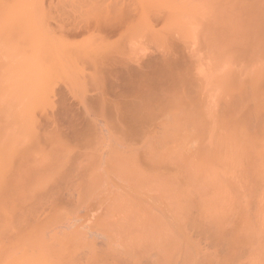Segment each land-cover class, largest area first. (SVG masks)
Listing matches in <instances>:
<instances>
[{"label": "rangeland", "instance_id": "374dc122", "mask_svg": "<svg viewBox=\"0 0 264 264\" xmlns=\"http://www.w3.org/2000/svg\"><path fill=\"white\" fill-rule=\"evenodd\" d=\"M91 3L0 0V264H264V51L235 0ZM100 12L124 34L69 31Z\"/></svg>", "mask_w": 264, "mask_h": 264}, {"label": "bare ground", "instance_id": "6f19581e", "mask_svg": "<svg viewBox=\"0 0 264 264\" xmlns=\"http://www.w3.org/2000/svg\"><path fill=\"white\" fill-rule=\"evenodd\" d=\"M89 2H92L95 5V4H97L99 2V0H98V2L97 1H94V0L93 1L92 0H89ZM231 2H233V1H231ZM87 4L90 5L89 3H87ZM234 4H235L236 9H237L238 18H239V21H240L241 26H242V31L245 32L248 35V37L251 38L250 41H251V44L253 46H255L256 48H258L259 50L264 51V0H235V3ZM99 5H100V3H98V6ZM97 7H96V9H97ZM88 8L90 9L91 7H88ZM98 9H100V7ZM102 10H103V8H102ZM86 11H87V9H86ZM120 11H122V10H119V12ZM83 15H85V13ZM120 15H121V17L120 16H117L116 19L113 18V19L117 20L116 22H113L114 20L112 18H110V16L108 17L107 15H103V14L101 15V12H100V14H96L93 17V21L91 20V22H87L88 21V20L86 21L87 18L84 19L86 22H82V21L80 22V21L71 20V22H68L69 31H71L72 33L74 32V34H75L76 32L77 33L78 32L80 33V31H82L84 29L91 28L92 30H94L96 32L98 31V32L105 33V35H106V33L107 34H110V33H113V32L114 33L115 32H118L119 36H122V34H124V30H123L122 27L123 26L126 27L130 23L127 21V19L129 18V16L126 17V21L123 22L122 18L125 17V15H123V17H122V14H120ZM86 17H88V16H86ZM89 17H90V15H89ZM74 18H75V16H74ZM132 21H133V18H132ZM248 43L250 44L249 41H248ZM162 60L163 59H160V61H162ZM164 61L165 60H163V62ZM167 64L168 63H166V62L163 63L164 66L167 65ZM147 65H149V64H147ZM138 70L139 69H136V70H133V71L132 70H129V71L130 72L131 71L132 72L136 71V75H137L139 73ZM142 71H145V70H142ZM145 72H147V71H145ZM143 73L144 72L141 73V71H140L139 76H141V74H143ZM145 74H144V76H147V74H148V76L150 75L149 72H147ZM182 74L183 73H181L180 75H182ZM17 245L18 244L16 243L14 245V247H13V250L15 251L14 252V258H15V262L16 263L20 259L22 260L25 257H30L27 254L28 253V250H27L28 247L17 246ZM29 247H32V246H29ZM16 251L18 252L17 254H16Z\"/></svg>", "mask_w": 264, "mask_h": 264}]
</instances>
